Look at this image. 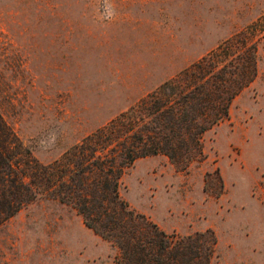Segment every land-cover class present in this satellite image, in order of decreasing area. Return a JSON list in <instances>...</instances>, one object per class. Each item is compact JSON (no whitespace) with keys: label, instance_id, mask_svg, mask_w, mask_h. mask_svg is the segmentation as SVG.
<instances>
[{"label":"rangeland","instance_id":"obj_1","mask_svg":"<svg viewBox=\"0 0 264 264\" xmlns=\"http://www.w3.org/2000/svg\"><path fill=\"white\" fill-rule=\"evenodd\" d=\"M250 27L256 76L203 132L204 155L185 167L140 157L120 195L166 233L212 230L209 264H264V0H0V115L50 162ZM119 254L57 199L0 224V264H119Z\"/></svg>","mask_w":264,"mask_h":264},{"label":"trees","instance_id":"obj_2","mask_svg":"<svg viewBox=\"0 0 264 264\" xmlns=\"http://www.w3.org/2000/svg\"><path fill=\"white\" fill-rule=\"evenodd\" d=\"M252 27L50 162L31 155L0 115V224L36 198H52L73 207L88 228L116 245L119 264H209L216 244L212 230L166 233L122 198L121 178L140 157L161 153L185 167L204 155L203 132L228 115L231 100L256 76Z\"/></svg>","mask_w":264,"mask_h":264}]
</instances>
